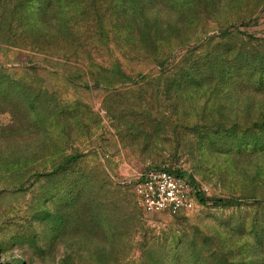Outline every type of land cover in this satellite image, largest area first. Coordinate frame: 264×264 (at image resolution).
Wrapping results in <instances>:
<instances>
[{
  "label": "rangeland",
  "instance_id": "rangeland-1",
  "mask_svg": "<svg viewBox=\"0 0 264 264\" xmlns=\"http://www.w3.org/2000/svg\"><path fill=\"white\" fill-rule=\"evenodd\" d=\"M85 1L72 31L82 42L96 36L83 47L90 57L39 48L28 1L0 0V70L53 109L37 122L0 108V264H145L148 247L162 254L175 245L191 264H264V152L224 138L264 124V83L176 75L190 52L262 49L264 0H136L137 12L120 9L133 6L127 0ZM69 154H78L75 171L48 176ZM158 167L187 176L203 203L173 215L144 211L134 183ZM76 171L95 178L92 193L104 192L102 178L121 190L120 234L107 237L84 217L86 192L64 198ZM118 208L110 207L114 222Z\"/></svg>",
  "mask_w": 264,
  "mask_h": 264
},
{
  "label": "trees",
  "instance_id": "trees-1",
  "mask_svg": "<svg viewBox=\"0 0 264 264\" xmlns=\"http://www.w3.org/2000/svg\"><path fill=\"white\" fill-rule=\"evenodd\" d=\"M26 12L28 14L27 19L30 21L36 17L39 20V48L42 47H57V49H71V53L85 54L89 56L90 50L84 52V46L96 44L98 39L93 34H88L85 37V42L80 41V37L72 31V27L78 24L80 16H85L87 11L85 0H27ZM128 3L133 6L120 7L123 11L133 10L137 12L139 10L136 0H127ZM66 7V8H65ZM67 7H70L69 9ZM131 7V8H130ZM74 24V25H73ZM102 19L99 20V27H101ZM33 25L29 26V31L32 32ZM78 34V31L76 30ZM95 34V33H94ZM93 35V36H92ZM101 38L107 40L109 34L100 33ZM145 34L138 33V39ZM146 38V35H145ZM147 40L149 37L146 38ZM146 40V41H147ZM150 45L157 46L155 35L151 36ZM85 43V44H84ZM69 44V45H63ZM63 45V46H62ZM73 47V49L71 48ZM218 51L208 54H192L189 53L188 57L183 59L184 71L179 70L176 75L180 78H184V81L189 83H197L198 81H209L210 79H216L222 76H227L228 81L237 77L239 74H247L249 78L255 79L252 83H264V47L262 49L252 48V50L242 51V49H236L234 46L219 47ZM231 53V54H230ZM13 100L16 101L15 105ZM9 107L12 110L17 111L23 117L30 118L34 121H39L41 118H47L52 115V108L47 103L39 100V91H34L26 86L20 79H17L12 74L0 70V108L4 109ZM22 117V118H23ZM258 123V122H257ZM255 123L249 127L245 132L241 133L239 129H230V133L224 134L225 142L232 137L233 145L242 147V151H252L258 148L264 152V124ZM240 132V135H238ZM233 135V136H231ZM236 146V147H237ZM78 154L66 155L60 162H58L50 171L47 172L48 176H54L58 174H72L74 166L78 163ZM74 181H67V187L65 188L64 198L67 199L71 196V201L74 197L78 200L85 195H89V201L85 204L83 211L84 217L90 218L91 225L95 230H100L108 234L107 237H113V234L118 231V228L127 222L126 207L123 206L126 202V198L122 195L121 190L110 189L113 184L107 180L100 179L99 188H103L100 195L97 194L93 188L95 187V178L89 176L82 171H76ZM83 173V174H82ZM176 173H180L176 171ZM76 190V191H75ZM76 192L73 196L71 193ZM87 192L89 194H87ZM118 194V196H117ZM115 195L117 199H115ZM123 197H121V196ZM195 197L198 202L203 203V196L195 190ZM73 197V198H72ZM75 201V200H74ZM73 201V202H74ZM70 204V203H69ZM74 204V203H72ZM71 204V205H72ZM119 204V211L121 212L118 218L119 222H114L109 212L110 207L117 208ZM70 205V206H71ZM53 227L56 228V218L53 214L50 215L49 220ZM181 241V239H178ZM179 241V243H180ZM178 243V244H179ZM176 248L170 247L169 253L165 251L162 254L152 250V246L147 248L149 254L146 256L147 262L145 264H163L167 259H173L177 264H191V259L187 260L184 257V251H180ZM145 247V246H144ZM143 247V248H144ZM146 252V254H147ZM198 261V259H196ZM143 263V262H142ZM192 264H198L197 262Z\"/></svg>",
  "mask_w": 264,
  "mask_h": 264
},
{
  "label": "built area",
  "instance_id": "built-area-1",
  "mask_svg": "<svg viewBox=\"0 0 264 264\" xmlns=\"http://www.w3.org/2000/svg\"><path fill=\"white\" fill-rule=\"evenodd\" d=\"M139 206L146 212L194 210L199 204L193 184L183 173L165 167L151 168L140 174L134 183Z\"/></svg>",
  "mask_w": 264,
  "mask_h": 264
}]
</instances>
